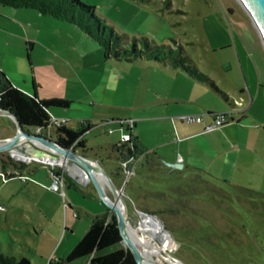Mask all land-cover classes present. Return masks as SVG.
I'll return each instance as SVG.
<instances>
[{
	"label": "crops",
	"instance_id": "obj_1",
	"mask_svg": "<svg viewBox=\"0 0 264 264\" xmlns=\"http://www.w3.org/2000/svg\"><path fill=\"white\" fill-rule=\"evenodd\" d=\"M135 1L148 4L153 0ZM160 1L165 5V0ZM164 5L159 10H169ZM227 11L230 13L229 9ZM224 12L227 14L226 9ZM239 35L240 41L234 40L232 43L227 40L226 46L223 45L224 48H235L238 62L235 59L228 68L222 66L221 71L225 74L223 82L212 77L216 85L212 86L194 79L179 67L150 60L109 58L100 43L76 25L55 19L37 9L0 5V69L14 87L33 95L38 82L36 63L42 56L40 49H50L52 61L47 59L55 65V69L49 67L47 70L66 82V98H63L70 102L68 108H53L51 113L66 119L67 127L79 128L83 121H87L92 124L90 130H93L98 125L110 127L113 123L122 124L130 120L133 123L132 133L139 145L154 152L162 164L163 161L178 163L181 157L183 169L201 171L233 187L250 189L256 183L264 182V160L257 154L261 150L259 139L264 135L255 130L261 126L256 124L257 120L264 128V45L258 32L249 31ZM56 47L62 48L68 57L60 58L54 52ZM57 58L64 61L63 67L55 64ZM196 66L201 71L199 65ZM81 81L92 90L94 96ZM123 83L126 86L122 89L119 85ZM234 99L245 103L251 99L252 105L242 114L235 109ZM218 111L232 112L237 121L206 132L213 120L212 114ZM255 113L260 115L256 117ZM190 114L206 116L195 123L180 120L181 116ZM129 128L126 132H129ZM90 130L84 135L88 142L87 153L94 150L87 134ZM52 137L56 139V133ZM120 140L121 136L113 140L109 145L110 151L97 145L98 152L92 157L100 162L104 160L105 170L119 187L123 184L119 161L124 157V150L118 145ZM13 154L26 161L31 159L16 151ZM58 160L60 162L51 164L63 166L76 174L80 181L88 182L82 169ZM144 161L145 158L139 163L141 167ZM40 163L44 168L52 166L47 162ZM0 169L6 174H18L8 182L0 175V206H10L9 212L16 213L18 223H21L15 228L10 227L17 233L7 236L8 250L26 257L31 264H49L51 259L66 258L90 228L92 220L107 213V207L94 186L81 182L78 184L86 186L85 198H89L88 201L77 200L73 195L74 199L69 203L73 211L64 205L66 210L61 207L62 214L50 213L53 203L60 205V193L48 191L53 183V170L48 171L47 168L40 173L34 163L27 164L23 170L14 166L6 169L1 165ZM24 176L28 179L20 178ZM134 180L137 182L136 177ZM68 187L75 188L76 184L70 183ZM123 191L134 202L139 201L137 186L126 187ZM5 193L16 194V198H19L16 205L11 200L14 197L6 199ZM109 196L112 197L111 192ZM65 197H68L67 193ZM4 248L0 242V249L3 251Z\"/></svg>",
	"mask_w": 264,
	"mask_h": 264
},
{
	"label": "rangeland",
	"instance_id": "obj_2",
	"mask_svg": "<svg viewBox=\"0 0 264 264\" xmlns=\"http://www.w3.org/2000/svg\"><path fill=\"white\" fill-rule=\"evenodd\" d=\"M82 1L86 5L94 6L96 15L102 21H106L117 33L128 35L131 40L133 37L138 39L147 37L152 41L156 40L160 45L167 43L173 47H178L181 44L186 53L194 58L196 64L199 65L204 74L208 75L209 78L213 77L222 82L225 77L224 72L221 71L222 66L228 68V65L237 59L236 51H234L235 48H224L223 45L226 46L227 40L232 43L234 40L240 41V33L249 31L252 33L257 32L252 23V19L242 8L243 6L239 0H171L173 5L169 7V10H159L164 5L160 0H153L148 4H142L135 0ZM225 9L227 14L224 12ZM227 9L230 10V13ZM40 50L42 56L39 63H36L38 82H36V91L34 94L43 99L55 97L66 98V82L61 77L47 70L49 67L52 70L55 69V65L47 59H50V55H52L51 52L49 53L50 49L42 48ZM54 52H57L60 58L68 57L60 47H56ZM63 62V60L57 58L55 64L58 67H63ZM239 71L242 74L240 67ZM229 72L232 73L233 71ZM81 83L94 96L92 90L83 81ZM95 83H98V81ZM119 86L123 89L126 83ZM0 113H2L1 109ZM257 115L260 114L255 113L256 117ZM257 122L256 124L261 126L255 128V130L261 131L264 135V128L261 121L257 120ZM127 127H133V123L130 120L123 121L122 124L117 122L113 123L110 127H104V125L96 126V128H93V130L87 133L94 150L86 154L95 157V152H98L99 149L97 145H102L104 150L110 151L109 145L120 136L122 138V134L127 131ZM26 130L35 132L33 128H26ZM16 131L17 125L13 119L8 115L0 114V139L11 138L16 134ZM51 133L53 136L55 135V131L52 130ZM27 145H22L21 149L28 156L33 155V152L43 150L30 144V147ZM253 146L255 148V145ZM259 147H261V150L257 154L264 160V136L259 139ZM9 157L22 165L34 163V166L40 169V173H44L48 168V171L55 169L63 171L65 174H73L77 177L75 178L71 175L66 176L64 192L67 193L68 197L63 196L61 190L59 194L60 205L53 203V206L49 210L50 213L62 214L61 207L65 209L64 203H66V207H69V203L72 201L71 199H74L73 195L77 200L88 201L89 198H85L87 197L86 186L78 184L79 181L77 179L80 180V178L76 174L69 172L63 166L52 167L48 165L47 168H44L35 159L26 161L15 157L10 151L0 152V160H6L8 164L11 163ZM103 161L101 160V164L106 169ZM152 168L153 171L150 177L147 176L148 172L144 169L141 177H138L136 184L133 183L134 177H132L133 182L130 181L126 185L123 183L120 188L124 189L128 187L130 189L132 184L140 188V182L145 188L143 193H140V197L142 198L139 201L140 203L138 202L140 205L137 206L136 204L138 203L134 202L127 194H124L129 207L127 219L132 227H139L142 216L138 211H142L141 208H144L148 211L147 214L154 215L160 220L164 225L162 230L167 232L174 242L173 247H170V250L166 251L168 255L173 256L168 258V264H176L175 262L177 261H183L186 264H243L230 260L225 261L223 259L225 256L223 253L224 249L215 250L216 247L212 244H218L219 240L217 236L221 234H224V240L228 239L227 237L229 235L233 237V240L230 241L232 244L227 243L228 247L234 246L235 248L244 246L249 251L256 245L254 244V239L264 246V209L261 208L264 207L262 203L264 202V196L261 195H264V182L256 183L254 185L255 187H249L252 190L261 192V194H254L253 196L246 190L226 189L217 183H209L199 178V176H175L171 181L168 179L164 181V179L159 177L157 180L159 182L162 180L164 184L157 185L155 182L150 183L148 181L154 179L152 175L162 174L166 176V172L160 166H154ZM141 169L140 164L137 167V171ZM183 178L185 180L183 183L184 187L180 188L179 181ZM0 180L2 182L1 177ZM70 183L76 184V187L69 189L68 186ZM88 185H91V183ZM151 186L154 188L162 187L163 191L166 192L164 194L161 190L149 191L152 188ZM106 189L108 195H110V190L108 188ZM169 192L174 193L175 197L179 200H176L173 194ZM5 196L6 199H10L13 196L14 198L11 200L14 202V205H16V201L19 199L16 198V194L12 193H5ZM52 200L50 201L52 202ZM1 207H4V209H0V242L3 243L5 248L3 249L4 252L0 250L5 256L14 255L20 257L21 255L17 253L12 254L9 252L7 240L8 235L17 233V231L10 229V227L15 228L16 225L21 224L18 223V215L9 212L10 206L3 204ZM176 207L183 211L177 214L173 210ZM69 209L73 211L71 207ZM241 219H247V221H244L246 227H248L247 230L240 226H235V223L238 220L241 221ZM15 220L17 221L15 222ZM198 223L212 224L216 226L217 231L208 230L206 234L198 238L196 237V234H198ZM139 233L145 235L143 231ZM146 238L148 239V237ZM153 242L160 247L163 245L159 239ZM243 256L245 255H241L240 257L242 258ZM165 263L167 262L165 261ZM260 264H264V256Z\"/></svg>",
	"mask_w": 264,
	"mask_h": 264
},
{
	"label": "trees",
	"instance_id": "obj_3",
	"mask_svg": "<svg viewBox=\"0 0 264 264\" xmlns=\"http://www.w3.org/2000/svg\"><path fill=\"white\" fill-rule=\"evenodd\" d=\"M141 2H147L149 0H140ZM166 3L164 8H169L171 5V0H165ZM0 5L2 6H11L13 8H32L37 9L43 14H49L55 19L66 21L69 24L76 25L82 29V32L91 36L95 39L100 46L104 49L105 53L109 58H114L117 60L125 61H134V60H150L152 62H157L161 64L171 65L174 67H179L181 70L187 72L189 75L193 76L194 79L202 82H208L212 86H216L214 81L204 74L196 66L194 59L186 53L181 44L178 47H173L167 43L158 44L156 41H152L147 37H142L140 39L133 37L131 40L128 35L124 33H117L116 30L104 23L95 12V7L86 5L82 0H0ZM70 106L69 100L64 98H49L41 99L37 95L27 94L23 90L14 87L13 84L9 81V78L6 74L0 69V107L11 112L18 119L23 129L33 128V131L36 132L37 129H45L50 126V115L53 108H68ZM92 128V124L83 121L79 128H69V127H59L55 130L56 139L63 145L65 148L81 149L87 153V139H85V133ZM31 132L30 130H26ZM133 128H129V132H132ZM133 134V133H132ZM134 145L129 149L131 154L136 152L146 150L147 154L145 156L146 161L140 171L136 170L135 175L138 181V177H141L142 171L145 169L148 172V177L151 176L152 167H161L165 169V175H152L154 179L148 181L150 183L155 182V184H164L162 180L160 182L157 178L161 177L171 181L174 177L178 176H199V178L204 179L209 183H217L219 186L226 189H243L249 192L251 196L256 193L247 187H233L227 182H222L212 178L211 176L205 175L201 171H191L186 169L178 170L177 168H167L165 167L161 160L156 156L154 152H151L149 149L142 148L137 138L133 135ZM11 163L8 164L6 160H0V165L6 169L10 166L19 168L23 170L27 167L26 164L22 165L15 162L11 157H9ZM152 168V169H151ZM151 171V172H150ZM58 173L59 171L56 170ZM156 175V176H155ZM158 176V177H157ZM10 177H15L11 175ZM130 178V181L133 182V178ZM166 177V178H164ZM66 178V176H65ZM185 178V177H184ZM184 178L179 181V187H184ZM136 184L137 182H133ZM133 185V184H132ZM140 188H138V199L141 201L140 193L144 191V187L139 183ZM134 186V185H133ZM155 186V185H154ZM152 187V186H151ZM152 187L149 191H163L162 187L154 188ZM148 189V188H146ZM175 194L172 192H169ZM178 196V195H177ZM264 196V195H262ZM179 198V197H178ZM176 200L177 197H175ZM138 201V202H139ZM137 202V203H138ZM140 203V202H139ZM136 204L140 205V204ZM264 204V202H262ZM247 206V205H246ZM143 207V206H142ZM261 207V206H260ZM248 208V206H247ZM264 209V207H261ZM142 211H147L144 208H141ZM175 212L180 213L182 209L176 207L173 209ZM240 211V210H239ZM148 213V211H147ZM186 215V214H185ZM116 212L109 207H107V213L104 215L96 216L91 223L90 228L86 231L83 238L80 242L72 249L69 255L66 258H56L51 259L49 264H138L136 258L131 252V250L126 246L118 226ZM236 219V218H235ZM246 220L241 219L235 223V226H240L247 230L245 222ZM249 221V220H248ZM235 222V221H234ZM198 234L196 237H201L208 232V230L217 231L216 226L212 224H203L198 223ZM255 234L256 231H254ZM231 234V233H230ZM224 234L217 236L218 244H212L216 247L215 250L221 249L224 253L225 261L240 262L243 264H260L264 256V246L259 244V242L254 239V248L246 249L243 247H231L227 243H231L233 237L229 235L224 240ZM173 240L171 238V245L173 247ZM232 244V243H231ZM227 245V246H226ZM258 245V246H257ZM168 247L165 250H170ZM214 247V248H215ZM238 248V249H237ZM227 255V257H226ZM241 255H245L242 258ZM163 263L168 264V258L173 256L162 254ZM165 261L167 263H165ZM0 264H31L29 259L26 257H17L14 255L5 256L0 250Z\"/></svg>",
	"mask_w": 264,
	"mask_h": 264
},
{
	"label": "water",
	"instance_id": "obj_4",
	"mask_svg": "<svg viewBox=\"0 0 264 264\" xmlns=\"http://www.w3.org/2000/svg\"><path fill=\"white\" fill-rule=\"evenodd\" d=\"M239 2L243 6L242 8L252 19V23L259 35L261 36L260 39L264 45V0H239ZM0 109L2 110V113L0 114L8 115L10 118L13 119V121L17 125V131L14 136L8 139H0V152L10 151L12 152V155H14L13 152L17 151L20 152L21 155L26 156L27 153L25 151H22L21 147L24 144H28L27 146L30 147V144L31 146L43 149L41 151L33 152L34 154L30 155V158L35 159V161L49 163V161L39 160L35 158L36 155L42 158L45 156L46 153L47 155H49L50 158L62 159L64 162H69L82 169L84 172H86L85 174L88 178V182L84 183L79 179L77 180L84 185L91 183V185L94 186L96 192L103 201L104 205L116 212V218L118 221V226L120 228L121 236L124 242L126 243V246L131 250V252L135 256L136 262L138 264H148L149 262H155V260L149 259L146 256L144 250H142L139 247L138 243L133 239L132 234L130 232V224L127 219L129 207L127 198L124 195V191L115 182L110 173L105 170L99 160H96L92 158V156L87 155L84 150L78 148H65L57 139L49 138L48 136L37 134L35 132L26 131L25 129H23L24 127L21 126L16 116H14L11 112L6 109H3L1 107ZM49 164L53 165L51 163ZM163 164L170 168H177L178 170L184 168L183 163L163 161ZM71 175L77 178L75 175ZM102 178H104L105 180H103ZM106 188L110 190L112 197L108 195ZM138 212L142 217L143 215H146L157 219L156 216L149 215L147 214V212L140 210ZM158 221L160 222V220ZM160 224L162 225V227L164 226L161 222ZM175 263L186 264L183 261H178Z\"/></svg>",
	"mask_w": 264,
	"mask_h": 264
},
{
	"label": "built area",
	"instance_id": "obj_5",
	"mask_svg": "<svg viewBox=\"0 0 264 264\" xmlns=\"http://www.w3.org/2000/svg\"><path fill=\"white\" fill-rule=\"evenodd\" d=\"M234 105L236 106L235 109H237L240 113L245 114V112L247 111V109L249 107H251L252 105V100L250 99L247 103L241 101V100H236L234 99ZM206 114H200V115H185V116H181L180 120H184L187 122H201L202 120L205 119ZM213 120L211 122V124H209L207 126L206 132H211L219 127H223L226 124L232 123V122H236L237 119H235L232 115V112H215L212 114ZM50 126L45 128V129H37L35 133L37 134H42L45 136H48L49 138H53L52 137V133L51 131H55L57 128L59 127H66L67 126V120L64 118H60V117H56L54 116L52 113L50 115ZM132 128V127H130ZM120 148H122L124 157L122 160L119 161V165H120V170L123 172V183L124 185H126L130 178L135 175L137 167L139 165V163L145 158L147 151L146 150H142L139 152H136L135 154H131L129 152V149L134 145L133 142V134L132 132H125L122 134V138L120 140V143L118 144ZM41 162V161H39ZM182 162V158L180 157L179 162ZM54 165H52L53 167ZM0 174L3 176L4 181L8 182L10 180L11 175H15L17 176V173H12L9 172L6 174L5 171L0 169ZM71 174H65L62 172H56L55 169H53V171L51 172V176L53 179V183L51 186L48 187L49 190L51 191H57L60 193V191L62 190V195L65 196V192H64V186H65V176H68ZM72 176V175H71ZM74 177V176H72ZM23 180H27L28 177L24 176V177H20ZM66 206V203L64 204ZM0 209H4V207L0 206ZM169 233V232H168ZM178 262V261H177Z\"/></svg>",
	"mask_w": 264,
	"mask_h": 264
},
{
	"label": "bare ground",
	"instance_id": "obj_6",
	"mask_svg": "<svg viewBox=\"0 0 264 264\" xmlns=\"http://www.w3.org/2000/svg\"><path fill=\"white\" fill-rule=\"evenodd\" d=\"M26 157L31 156L26 155ZM35 158L39 160L49 161V163L60 162L58 160L59 158H50L46 153L42 158H40L38 155H36ZM102 179L105 180L104 178ZM141 218L142 220L139 227L134 228L132 227V225H130V232L132 234V237L138 243L139 247L144 250L146 256L149 259L155 260V262H149L148 264H162V254H166L165 250L170 247L171 237L169 236V234H167V232L162 230L163 227L158 221L159 219H154L153 217L146 215H143V217ZM140 231H143L146 236L141 235L139 233ZM146 237H148V239ZM156 239H159L160 242H162L163 245L161 247L153 242Z\"/></svg>",
	"mask_w": 264,
	"mask_h": 264
}]
</instances>
